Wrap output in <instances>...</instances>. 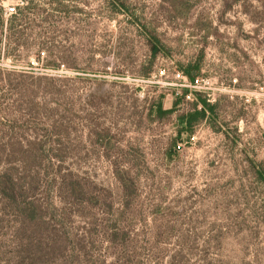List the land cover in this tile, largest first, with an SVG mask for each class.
Segmentation results:
<instances>
[{"label": "rangeland", "instance_id": "374dc122", "mask_svg": "<svg viewBox=\"0 0 264 264\" xmlns=\"http://www.w3.org/2000/svg\"><path fill=\"white\" fill-rule=\"evenodd\" d=\"M0 264H264V0H0Z\"/></svg>", "mask_w": 264, "mask_h": 264}, {"label": "trees", "instance_id": "16d2710c", "mask_svg": "<svg viewBox=\"0 0 264 264\" xmlns=\"http://www.w3.org/2000/svg\"><path fill=\"white\" fill-rule=\"evenodd\" d=\"M16 13V12H15ZM12 14V15H15ZM156 39L152 40V44L155 45L154 46V50L152 52V55L155 56L156 51H157V45H156ZM193 69L189 70V69H180V71L188 78V79H192L193 78ZM186 92H188L187 89L183 90V94L180 96H176L174 104H173V108L178 104L179 101L181 102H188L185 101V95L187 94ZM186 93V94H185ZM200 92H194L193 93V97L190 100L194 105L193 108H191L190 110L186 111L184 114H181L178 116V123H179V135L181 134V132H186L187 133V137L192 133L193 128L195 127V125L197 123H199L200 121L206 119L208 117V115L212 114L214 112V108L215 106L212 104H209L204 98L200 97ZM173 108L167 109V110H163L162 107L160 105H158L157 109L160 113L162 114H170L173 111ZM37 142H33V144L36 145ZM259 174L261 175V171L258 170Z\"/></svg>", "mask_w": 264, "mask_h": 264}, {"label": "built area", "instance_id": "2783aa9c", "mask_svg": "<svg viewBox=\"0 0 264 264\" xmlns=\"http://www.w3.org/2000/svg\"><path fill=\"white\" fill-rule=\"evenodd\" d=\"M15 12H16V6H14L13 4H7L3 10L4 16L12 15ZM179 74L184 79H188L181 71H179ZM183 85L188 88V93L185 95V98L190 99L191 97H193V92L197 91L198 79L197 78L188 79V83H185Z\"/></svg>", "mask_w": 264, "mask_h": 264}]
</instances>
